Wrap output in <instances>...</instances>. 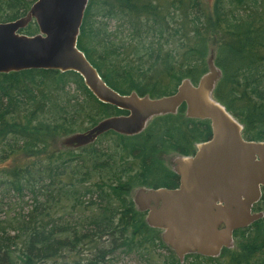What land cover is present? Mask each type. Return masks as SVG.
Wrapping results in <instances>:
<instances>
[{"label":"trees","instance_id":"16d2710c","mask_svg":"<svg viewBox=\"0 0 264 264\" xmlns=\"http://www.w3.org/2000/svg\"><path fill=\"white\" fill-rule=\"evenodd\" d=\"M36 0H0V22ZM20 33L39 32L31 20ZM78 47L121 94L161 97L198 83L214 53V96L264 141V0H89ZM128 111L101 101L77 71L0 73V264H264V215L234 232L216 256L181 259L134 200L138 188H175L165 151L188 156L212 136L209 119L154 116L138 134L110 130L94 141L62 140ZM60 142L61 147H58ZM254 212H264V187Z\"/></svg>","mask_w":264,"mask_h":264},{"label":"water","instance_id":"95a60500","mask_svg":"<svg viewBox=\"0 0 264 264\" xmlns=\"http://www.w3.org/2000/svg\"><path fill=\"white\" fill-rule=\"evenodd\" d=\"M89 0H36L26 16L0 22V73L25 69L77 71L103 102L128 111L101 120L85 132L65 137L66 146L94 141L114 130L142 132L159 114L176 113L185 104L189 117L209 119L210 139L192 155H178L172 166L180 176L176 188H138L136 204L149 223L163 230L164 241L183 259L190 252L216 256L234 243V232L264 215L254 212L264 187V141L247 140L244 125L214 96L222 75L211 53L209 70L198 83L184 79L177 90L161 97L121 94L101 77L78 47ZM39 32L20 33L31 20Z\"/></svg>","mask_w":264,"mask_h":264},{"label":"rangeland","instance_id":"374dc122","mask_svg":"<svg viewBox=\"0 0 264 264\" xmlns=\"http://www.w3.org/2000/svg\"><path fill=\"white\" fill-rule=\"evenodd\" d=\"M58 147H61L60 142L58 143ZM177 156L178 155L174 151L168 150L162 154V160L165 163V165H167L168 167H171L176 163ZM136 191L137 190H135V192ZM135 192H134V195H135ZM117 263L118 264H144L137 255L121 256L117 260Z\"/></svg>","mask_w":264,"mask_h":264},{"label":"flooded vegetation","instance_id":"af4514ba","mask_svg":"<svg viewBox=\"0 0 264 264\" xmlns=\"http://www.w3.org/2000/svg\"><path fill=\"white\" fill-rule=\"evenodd\" d=\"M180 184V183H179ZM179 185H177V187H178ZM176 188V187H175Z\"/></svg>","mask_w":264,"mask_h":264}]
</instances>
